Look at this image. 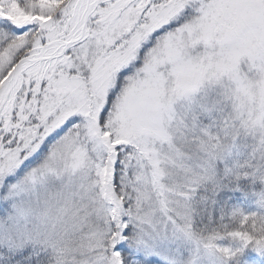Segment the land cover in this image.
Masks as SVG:
<instances>
[{
  "label": "snow or ice",
  "instance_id": "1",
  "mask_svg": "<svg viewBox=\"0 0 264 264\" xmlns=\"http://www.w3.org/2000/svg\"><path fill=\"white\" fill-rule=\"evenodd\" d=\"M258 184L264 0H0V264H254Z\"/></svg>",
  "mask_w": 264,
  "mask_h": 264
},
{
  "label": "rangeland",
  "instance_id": "2",
  "mask_svg": "<svg viewBox=\"0 0 264 264\" xmlns=\"http://www.w3.org/2000/svg\"><path fill=\"white\" fill-rule=\"evenodd\" d=\"M260 187L264 186L258 184L257 189ZM254 200V197L246 196L243 192L230 193V203L241 207L245 211L255 210ZM250 256L253 258L254 264H264V256L257 255L255 252H251Z\"/></svg>",
  "mask_w": 264,
  "mask_h": 264
}]
</instances>
